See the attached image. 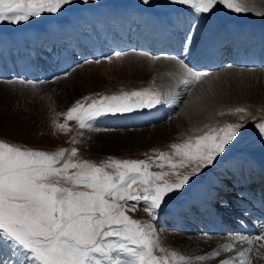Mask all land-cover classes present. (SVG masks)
Masks as SVG:
<instances>
[{
	"label": "snow or ice",
	"instance_id": "snow-or-ice-1",
	"mask_svg": "<svg viewBox=\"0 0 264 264\" xmlns=\"http://www.w3.org/2000/svg\"><path fill=\"white\" fill-rule=\"evenodd\" d=\"M73 0H0V22L19 25L42 14H58ZM148 3L149 0H143ZM190 6L194 15L210 16L218 6L238 14L254 11L246 0H171ZM264 16V12L256 13ZM119 58L124 53L113 54ZM104 59L111 61L112 56ZM156 59V57H153ZM100 61L97 60L96 63ZM186 69L181 83L194 87L209 76ZM64 77L69 75L65 72ZM59 79L54 77L53 81ZM25 83V81H21ZM35 87L43 81H27ZM76 101L65 113L81 130H95L106 116L154 110L173 103L169 92L141 89L121 95L102 96L87 103ZM238 113L244 108H236ZM244 117H241V121ZM264 138V122L255 125ZM61 131L67 123L58 125ZM244 123H227L195 138L171 145L173 152H159L151 160L109 159L96 163L74 159L78 149L58 151L22 149L0 140V264H254L264 261V228L259 234L229 233L228 242L213 251L189 257L164 252L151 223L128 215L143 202L153 219L173 193L190 179L214 165L226 148L239 138ZM67 153V154H66ZM170 171H152L155 166ZM190 168L187 174L179 169ZM173 176L174 179L167 177ZM243 225V221H240ZM205 237L209 234L204 233ZM222 253H230L222 257Z\"/></svg>",
	"mask_w": 264,
	"mask_h": 264
},
{
	"label": "rangeland",
	"instance_id": "rangeland-1",
	"mask_svg": "<svg viewBox=\"0 0 264 264\" xmlns=\"http://www.w3.org/2000/svg\"><path fill=\"white\" fill-rule=\"evenodd\" d=\"M257 2L258 0H246L248 6L254 9V11L249 13L238 14L231 10H227L224 6H218L213 14H218L223 20L236 18L243 21L258 19L264 21V16L256 14L260 12H257L259 9V3ZM109 3L119 5L122 8L125 6L128 8L131 7L133 8V11L139 10L141 4L147 5L149 6V9L145 14H148V12L151 13L148 14V17L145 19H148L151 15L154 17L157 16L156 18L159 20H162L165 17L169 19L171 15H175L176 13L183 14L182 20L191 19L192 16H195V20L191 22L192 26H194V30L188 37L189 42L192 38L198 37L202 33L203 26L207 24L206 17L209 18V16H196L193 14L190 6L187 7L185 5L176 4L171 2V0H149L148 3H144L143 0H73L70 5L65 6L58 14H42L40 17L31 18L28 22L20 23L19 25L26 24L21 30H13L19 25L10 22H0V36L8 39V41H6V39L3 38L1 42L6 41L4 44L14 45L12 39L14 35L20 36L18 38L21 39L24 32L25 34L34 32L39 34L41 30H53L56 28V25L61 26L63 22L68 23L70 20H66L69 15L74 16L72 26L80 23L78 28L84 39L91 41L99 39L101 35H106V37H108L114 29H117L115 25L120 26L122 23L121 21L123 20L120 16H117L113 22H110V20L104 16V11L107 10H113L112 15L116 14L117 7H114ZM82 4L87 5L83 6ZM105 4L106 6H104ZM102 5L103 7H101ZM100 7L102 10H96ZM76 8L80 9L74 11ZM185 9L190 11L192 16L191 13L184 12ZM152 12H156L157 14ZM160 12L167 14L159 15L158 13ZM118 13L124 15L121 10H119ZM143 17L144 16L138 14H133L131 18L136 21L138 27L143 26V29L146 30ZM52 19H55L58 22H54ZM91 19L93 23L90 22ZM223 20L222 23H224ZM202 22H204L203 26ZM230 23L222 25L225 27L224 31H226L227 26ZM37 26L40 28L36 29ZM2 30L10 31L4 32ZM86 35H89L90 38H87ZM138 36H140V34ZM67 38H69L68 32L65 33L64 38L63 35H60V39L62 42L64 39L66 46L69 43ZM50 41H52V39L49 40V42ZM132 42H135V39H133ZM14 46H11L8 50L4 49L2 55H11L15 59H20L24 52ZM61 46L62 48H65L63 44H61ZM73 47L77 48L76 44ZM35 49L46 54H51L52 45L50 44L48 48L45 49L43 45L38 44L37 46H34V44H31L29 45V48H26V51H28V54L36 53ZM114 52L116 51H112L104 56H112L111 61L102 57L103 59L99 60V63H96L99 57H95L94 59L79 58L80 61H77L75 57L78 55L72 54V63L68 65L65 71L69 73L67 77H64L63 74L65 72H63L57 76L59 79H56L55 81L50 80L43 84L37 83L35 87L27 83V81L30 80L20 77H15L17 80L14 82L0 81V140L14 144L22 149L30 148L50 152L58 151L61 148L70 151L71 148L75 147L78 149V152L74 159H86L96 163H101L112 158L151 160L161 151L168 153L173 152V149L171 148L172 144L183 143L188 140L189 137L195 138L198 135L204 134L211 128L223 127L227 123H244L245 128L242 130V134L239 138L226 148L225 153L217 158L214 165L203 169L199 174L193 176L194 183L203 176L204 172L210 174L214 172L212 170L223 166L226 163V160L237 157V161H241V154H249L254 158H256V155L264 154V138H261V135H258V128L255 126L264 122V103L259 104L252 100H250L251 102L248 101V103L236 101V99L226 100L224 104L217 107V111H215L210 121L205 122V124H202L199 128L192 127L189 120V109L191 108L189 107L188 101L192 96V91L199 87L201 88L206 83H197L191 88L184 86L181 82V85H178L177 83L184 77L186 71L183 69L180 70L178 66L174 64L168 66L162 65L161 60H164L163 57L170 56L165 53L160 54L163 56L157 54L158 57L153 59L151 58V56H153L151 53L146 52L142 48L134 47L133 45L124 50H120L124 55L119 58L113 55ZM53 55L54 54H51V56ZM31 57L34 59V56ZM170 57L175 58L177 56L172 57L171 55ZM182 57L178 56V59H175L179 61V58L184 59ZM42 59L46 58L42 57ZM145 62H147V67L154 68L153 66H155L157 71L153 70V72L148 75V70L143 64ZM76 69L78 72H75ZM182 70L183 72H181ZM146 72L147 75L145 74ZM207 72L209 75L215 74L216 76L218 75L219 78L221 77L222 80L220 83L225 85V87L232 86L237 87L239 90L246 91L260 90L264 86V78L261 79L260 76L257 77V75H255L264 74V69H258V67L225 65ZM243 78L245 79L244 83L251 86H248L247 88L243 87ZM252 79L255 81L253 82ZM21 81H25V83H21ZM145 88L149 90L152 88L155 89L156 92H162L164 94H168L172 91L175 95L180 94L181 96H184V99L177 100L176 103L178 107L176 108L175 113L163 120L162 123H154L145 128L141 127L135 130H132L134 129L132 128L134 126L119 125L118 127L117 124L115 126L101 128L96 126V122L94 127L100 129L99 131L87 129L81 130L79 129L77 122L68 121L66 119V111L82 97H89L90 99L87 103H90L91 100L98 99L102 96L121 95L125 92H132ZM173 89H178V91L181 89V92H176ZM184 90L187 91L186 94L183 93ZM201 92L202 91H200L198 95ZM258 94L259 92L253 91V95L258 96ZM198 97H200V95ZM237 103L239 105L235 106ZM236 108H244L246 111L238 113L234 111ZM118 116L120 115H110L104 118L111 120ZM242 116L244 117L243 121H241ZM131 120V118L123 119L124 122H131ZM118 121V119L115 120V122ZM61 123H67L68 128L61 131L58 127ZM99 139L100 141L105 139L104 143L99 145ZM151 170L170 171L167 165H165L163 169L159 166H155ZM225 170L226 169H224V171ZM178 171L187 174L191 169L185 168L179 169ZM235 173L236 171L234 170L232 174ZM257 174L260 175L259 170H257ZM221 175L226 176L228 174L224 175L221 173ZM167 178L170 180L174 179L173 176ZM191 183H188L184 189H190ZM163 210L164 209L162 208L157 215L163 212ZM128 215L132 216L134 219H139L144 223H151L153 225L160 246L165 249L164 252L157 251V255H167L170 257L172 252L184 256L187 252L192 255L194 254V249L188 245L189 242L198 238L194 237L191 239V237H178V235H174L171 230L166 229L161 225L158 226L154 222L152 215L144 211L143 202H139L137 209L135 211H129ZM167 238H170V242L162 244V240ZM201 239H203V237H201ZM214 239L217 240L220 238ZM173 240L178 242L177 245ZM203 245L204 244H201V249H199L201 253L197 255H203L202 248L203 250L208 248Z\"/></svg>",
	"mask_w": 264,
	"mask_h": 264
},
{
	"label": "bare ground",
	"instance_id": "bare-ground-1",
	"mask_svg": "<svg viewBox=\"0 0 264 264\" xmlns=\"http://www.w3.org/2000/svg\"><path fill=\"white\" fill-rule=\"evenodd\" d=\"M257 3H259V9H258L257 12H259V11L260 12H264V0H258ZM112 11L113 10H107L105 12H106V14H110V13L112 14ZM114 15L115 14H113V16ZM147 17H148V15L145 18H147ZM156 17L157 16L154 17L153 15H151V16H149L148 19H145V20L147 21L149 26H152V27L155 28V33H159L160 37H163L164 39L168 36V34H167V31L169 30L168 28L173 26V25H170V24H174L175 25V28H176L175 35H177V34H179V31L177 29V26H178L177 22L182 23V29L181 30H183V32H184V28H185L184 24H185V22H188V20H189V19H183L182 20V18H183V14L182 13H176L175 15H171V17L169 19H167L165 17L164 19L159 20ZM206 18H207V24L204 25V22H202V26L204 25L202 33L198 37L192 38V40L190 42L188 41V38H187L186 43L184 45V53H186L189 50V48L194 46L191 57H189L187 55L186 56L183 55V57H182V58H184L183 60L185 61L186 64H188L186 62V60L189 62V64H188L189 66H191V64H190V59L191 58L198 57V56L202 55V53L199 52V50L201 48L202 49L204 47L205 48H208V47H212L213 48V44L215 42H216L215 44H217L219 42V40L222 39L223 37H226V36L232 37L233 38V42H236L238 40V38L242 34L243 35H247L250 32L249 29H258V30H260L261 32L264 33V24H263V22H260V21H257L255 23L251 24L250 26L244 25L241 29L238 28L232 22V23H230L227 26L226 31H224L225 27L222 26V24H223L222 23V19L220 18V16L218 14H212L211 16H209V18L208 17H206ZM69 22L68 23H64V25L66 27H68ZM60 30L62 31L63 28H61ZM70 32L72 33L71 30H70ZM211 34L213 36L209 38V36ZM25 35H31L33 37L34 36L35 37L38 36V34H35V33H29V34H25ZM25 35L21 39L29 38L28 36H25ZM72 37L74 39L76 38L75 33H72ZM21 39H19V40H21ZM2 40H3V38L0 39V42ZM80 42L81 41L76 43L77 47H79L80 44L82 45L84 43V41H83V43H80ZM122 43H123V41H122ZM75 49L76 48L72 47V51L75 50ZM159 56H163V55H159ZM61 59H62V56H61ZM163 59L164 60H161L162 65L168 66V65L174 64V65H177L180 70L183 69V70L186 71V69H184L179 64V61L176 60L177 58L175 59V58H171V57L170 58L169 57H163ZM1 64H3V69H5L6 68L5 67L6 66V61L1 59ZM143 64L146 67V69L148 70L147 71L148 75L150 73H152L153 70L157 71L155 69L156 68L155 66H153L154 68H149V67H147L148 66L147 62H145ZM42 66L43 67H47L48 63H46V62L43 63L42 62ZM36 67H37L38 72L35 73V71L31 72L30 70L26 69L25 73L28 74V75L34 76V77H38L39 79H42L43 77L44 78L45 77L49 78V76H51V75L54 76L55 74H57V72H61L62 69L64 68V65H62L59 68V70L57 69L58 67H55V69H53L51 71L50 70L47 71V70L40 69V68H38V66H36ZM191 67L194 69L195 66H191ZM199 68H201V67H199ZM183 70L181 72H183ZM5 72H7L6 69H5ZM75 72H78V70L76 69ZM147 72L145 73L146 75H147ZM245 74H247V73H245ZM255 75H257V77L260 76L261 79L264 78V74L263 75L255 74ZM248 78H249V76H248ZM221 80H222L221 77L219 78L218 75L217 76L215 74L214 75H209L208 77H205L202 81L199 82V83L204 82L206 84H204L201 88L199 87V88L194 89L192 91V96L190 95L191 97H190V100L188 101L189 107L191 108V109H189L190 110V112H189V120H190V122L192 124V127L199 128L202 124H205V122L210 121L212 119L215 111H217V107L219 105L224 104L226 100L236 99V101H243L244 103H248V101L252 100V101H255V102L259 103V104L264 103V86L260 90L257 89V90H246L245 91V90H239L237 87H232V86L231 87H225V85H222L220 83ZM244 81H245V79L243 78V82H242L243 87L247 88L248 86H251L249 84H245ZM252 81L254 82L255 80L252 79ZM261 90H262V92H261ZM200 91H202V92L199 94L200 97H198L199 96L198 93ZM253 91L259 92L258 96L253 95ZM238 105L239 104L237 103L235 106H238ZM263 107H264V104H263ZM151 112H154V111H151ZM159 112H163V111L159 110L158 113ZM117 123L121 124V123H124V121H123V119H121ZM99 141H100V139H99ZM104 141H105V139L104 140L102 139V141H100L99 145L103 144ZM244 160H245L244 161V165L241 166V169L235 170L236 173L232 174V177H242V176H245V175H253V171L255 170V168L252 167V166L256 164L255 163V158L250 157L249 154H248V155H246L244 157ZM224 172H225L224 170L220 171V172H215V173L212 172L211 175L206 173V172H204V174L202 176L203 177L202 180H205V179L212 180L213 179L212 176L221 175V173L226 175ZM202 180H201V182L198 183V185H196L195 189L198 188L199 186L203 185ZM263 181H264V179H263ZM218 183H219V181H215V182H211L210 181V182L206 183L204 186H206L208 190L212 189L214 191V193H215V189L218 188ZM193 196H194V190H192L189 194H187L185 196V198L183 199L182 204H180V205L178 204L176 206L171 207L170 213H163L160 216L161 221L162 220H168L167 218L172 216L173 212H175V213L176 212L184 213L187 216L188 212L183 210V209H181V206L182 205H184V206L189 205L188 201L190 199H193ZM178 207H180V208H178ZM168 222L169 223H167V224H171V225H174V226L178 225V222H174V221H170V220H168ZM231 233H233V231H231ZM201 237H203V239H194L192 242H189L188 246L194 249V251H193L194 254L192 255L191 253L187 252L185 256H188L189 254H191L189 257H195V256H197V254L201 253L199 251V249H201L200 240L207 241V244H206L207 246L206 247H208V248L206 250H203V248H202L203 254H206V253H209L211 249L214 250L215 248L219 247L221 244L228 242V240L230 239V237H228V235L225 236L224 238H220V239H217V240H215L212 235H210L208 237H205L203 234H201ZM167 242L168 243L170 242V238L162 240V244H166ZM173 242H175L176 245L178 243V242H176L174 240H173ZM203 246H205V244ZM195 249H196V251H195ZM221 255H222V257H226V256L231 255V254L230 253H222ZM194 264H195V262H194ZM200 264H216V261L215 260H208V261H205V262H200ZM254 264H264V261H254Z\"/></svg>",
	"mask_w": 264,
	"mask_h": 264
},
{
	"label": "water",
	"instance_id": "water-1",
	"mask_svg": "<svg viewBox=\"0 0 264 264\" xmlns=\"http://www.w3.org/2000/svg\"><path fill=\"white\" fill-rule=\"evenodd\" d=\"M259 161H260V163H261L262 165H264V156H260V157H259Z\"/></svg>",
	"mask_w": 264,
	"mask_h": 264
}]
</instances>
